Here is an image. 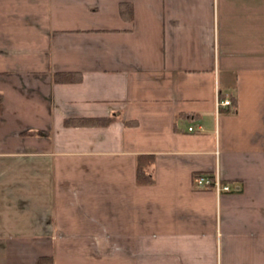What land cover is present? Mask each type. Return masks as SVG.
<instances>
[{
  "label": "crops",
  "instance_id": "1",
  "mask_svg": "<svg viewBox=\"0 0 264 264\" xmlns=\"http://www.w3.org/2000/svg\"><path fill=\"white\" fill-rule=\"evenodd\" d=\"M0 95V264H264V0H0Z\"/></svg>",
  "mask_w": 264,
  "mask_h": 264
},
{
  "label": "trees",
  "instance_id": "2",
  "mask_svg": "<svg viewBox=\"0 0 264 264\" xmlns=\"http://www.w3.org/2000/svg\"><path fill=\"white\" fill-rule=\"evenodd\" d=\"M73 74H57L55 75V80L60 82L61 80L66 81H77L79 80V77L72 76ZM61 79V80H60ZM3 98L0 95V109L2 107ZM110 119H99V120H78L75 122L77 125H86V126H94V125H101L104 123L109 122ZM154 162L153 156H147V155H139L137 157V163H136V178L137 183L139 185H152L154 184V178L152 173L149 171L150 166ZM38 264H45L44 261H40Z\"/></svg>",
  "mask_w": 264,
  "mask_h": 264
},
{
  "label": "built area",
  "instance_id": "3",
  "mask_svg": "<svg viewBox=\"0 0 264 264\" xmlns=\"http://www.w3.org/2000/svg\"><path fill=\"white\" fill-rule=\"evenodd\" d=\"M232 107V102L230 99L218 100L217 108H230ZM190 128L189 131H192ZM192 186L196 190L202 191H214L219 197L223 193H230L232 191L229 184L223 183L220 179L219 173L214 174H196L192 178Z\"/></svg>",
  "mask_w": 264,
  "mask_h": 264
}]
</instances>
